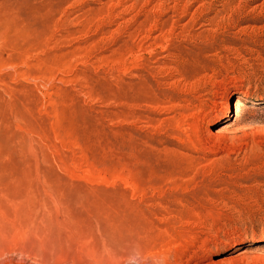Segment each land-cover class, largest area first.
<instances>
[{
    "label": "rangeland",
    "instance_id": "374dc122",
    "mask_svg": "<svg viewBox=\"0 0 264 264\" xmlns=\"http://www.w3.org/2000/svg\"><path fill=\"white\" fill-rule=\"evenodd\" d=\"M0 264H264V0H0Z\"/></svg>",
    "mask_w": 264,
    "mask_h": 264
}]
</instances>
